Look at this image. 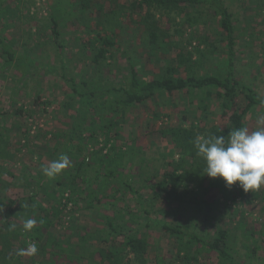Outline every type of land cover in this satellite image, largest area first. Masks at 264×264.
Returning a JSON list of instances; mask_svg holds the SVG:
<instances>
[{
    "label": "rangeland",
    "instance_id": "374dc122",
    "mask_svg": "<svg viewBox=\"0 0 264 264\" xmlns=\"http://www.w3.org/2000/svg\"><path fill=\"white\" fill-rule=\"evenodd\" d=\"M58 1L66 3L67 13L58 18L60 35L56 38L52 17ZM67 1L73 3L72 10ZM132 1L89 0L88 8L84 9L80 0H0V36L14 48L23 63L18 67H3L4 62L0 57V147L4 148L0 154H5L0 157V201L7 204L0 206V264H5L7 258L15 264H42L39 261L41 252L33 260L27 254L20 259L16 257L19 249L27 250L35 244L39 250L40 243L48 241V236H45L38 243L23 228L26 219L38 220L41 214L26 199L30 195L43 208L49 209L52 204L61 208L62 212L51 229L52 237L64 242L68 236L72 237V243L81 244L82 250L86 252L81 261L70 263L65 255L57 254V247H50L44 255L47 259L44 264H48L51 259L56 260V264H88L87 257L93 249L106 248L110 244L120 246L119 236H110L109 242L99 241L92 236L81 239L88 232L103 229L106 216L114 218L117 211L126 213L127 220L130 215L128 211L133 212L124 228L125 232L138 228V233L147 234L150 242L147 264H190L179 252L176 236L160 229V221L180 222L210 239L216 236L218 229H228L231 235L229 244L237 250L234 252L239 263L264 264V186L245 192L236 182L226 191L225 181L221 178V187L209 188L206 192V198L219 200L209 213L205 208L198 211L196 203L188 201L191 192L186 195L187 201L181 204L176 201L166 208L160 200H154V189L144 186L147 177L152 181L162 180L168 163L180 158L179 150L172 140L164 137L161 131L180 123L189 126L191 121L199 120L202 113L198 109V96L192 98L186 90L172 93L163 91L142 104L129 107L125 114L112 112L117 123L106 143L100 120L101 116H107L106 113L103 110L87 111V105L80 103L69 82L59 75L58 71L64 66L69 77L91 81H126L130 76L131 59L141 80L161 78L167 66L178 63L176 59L180 52L188 53L203 44L199 34H209L218 50L207 54L208 57L201 64H184L174 73L180 76L226 74L225 59L220 54L222 35L217 26L218 15L212 9L204 6L186 9L184 13H191L193 18L189 25L186 18L182 19L184 14L179 10L167 15L162 9L152 8L155 20L163 28H168L171 34L166 42L164 38L154 45L149 42L147 26L141 22L142 15L151 8L144 5L143 9L133 12L123 8ZM225 2L236 19L237 76L264 96V0ZM170 16L176 17L181 25L171 22ZM111 26H115L116 44L110 48L106 59L94 62L96 48L100 46L98 33L111 34ZM26 66L30 71L23 75ZM217 99L216 94H212L207 119L209 125L222 122ZM244 102L245 98L241 96L239 103ZM260 112H264V109L257 106L246 115L244 122L250 130H255L254 121ZM183 114L189 118L188 121ZM78 115H85L79 117L77 122L83 126L82 134L88 136V140L93 130L97 129L100 135L98 142H87V162L91 161V152L98 147L106 155L111 147L121 146L127 153L120 160L122 166L119 170L125 172L124 179L133 186V189H127L124 182L117 179L105 182L110 185V193L119 188L116 199L112 203L97 204L93 209L87 207L85 200L79 201L77 205L68 200L71 191L67 183L71 172L75 170L74 160L68 157L67 166L55 178L50 179L43 171L45 166L55 161L51 150L57 136L61 135V140L66 141ZM93 117L96 123H91ZM132 138L137 141L133 153L130 151ZM94 175L89 168L88 179L93 183ZM41 177L44 182L53 181L50 189L38 187ZM58 178L64 182L62 186L56 184ZM97 182L94 186H102L101 181ZM194 189L205 194L204 187L195 186ZM9 198L16 200L13 205L19 215L8 214ZM242 222L246 223L245 230L253 228L256 233L257 241L254 243L249 240L251 248L257 245V251H253L252 256L247 255L248 249L242 245L245 241L242 236L244 229L240 227ZM103 233L106 234V230ZM201 257L206 264H222L216 254L205 251ZM94 260L96 264L100 262L98 256Z\"/></svg>",
    "mask_w": 264,
    "mask_h": 264
},
{
    "label": "trees",
    "instance_id": "16d2710c",
    "mask_svg": "<svg viewBox=\"0 0 264 264\" xmlns=\"http://www.w3.org/2000/svg\"><path fill=\"white\" fill-rule=\"evenodd\" d=\"M69 3V9H73V3ZM83 8H88L89 0H80ZM64 1L56 2L55 13L52 17L53 32L57 38L60 35L58 30L59 22L58 18L67 13V7H65ZM144 5L148 6L149 9L145 15H142L141 22L147 26V35L151 44H157L160 39H166L171 35L168 28L160 26L158 20H155V13L152 8L164 10L165 14L171 15L172 11H181L183 18H186L191 25L193 18L191 13H184L186 9H196V6H204L213 10L215 15H218V29L222 35L220 48V54L224 56V63L227 67L225 75H201L196 76L194 74H187L186 76L176 75L180 67L184 64H201L208 57L207 54L213 53L218 50L217 46L213 44L212 38L209 34H199L200 42L203 44L194 47L188 53L180 52L176 61L178 63L167 66V70L163 77L152 78L143 81L139 77V72L129 59L130 76L126 81H113L110 79H98V80H84L78 79L77 77H69L65 72V68H61L58 73L59 75L71 86L73 92L78 95L81 104L87 105V111L97 112L103 110L107 116H101L102 122L101 129L102 134L106 136V143L110 140V132L113 130L114 125L117 121L112 112L118 114H125V110L129 107L136 106L146 102L148 99L156 96L158 93L167 91L172 93L176 90H186L190 92L191 97L198 96L199 104L198 109L201 111V117L199 120L191 121L189 126L182 123L178 125H172L161 131V134L165 137H169L177 150H179L180 158L172 160L168 163V168L163 174V178L160 181H152L150 177H147L144 184L145 187L154 189V200L161 201L164 207L170 208L176 201L181 204L185 201L186 195L191 192L192 196L188 201L194 202L197 205L198 211H202L203 208L207 212H211L219 200H212L206 198V192L209 188L221 187V178H210L204 173L206 168V161L197 155V149L194 141L198 135L204 136H224L227 139L230 130L246 127L244 119L246 115L254 108L261 107L264 109V96L258 94L251 86L241 81L236 73V62H237V27L236 19L233 12L227 6L225 0H134L129 5H124L123 8L133 11L143 9ZM68 9V10H69ZM114 21V18H113ZM170 21L177 23V26L181 25L178 23L176 17L170 16ZM115 26H111V34H99L98 41L100 46L96 48V53L93 58L94 62H99L101 59L107 58V53L110 48L114 47L115 41ZM178 31V30H177ZM203 45V46H202ZM205 45V46H204ZM61 47V46H60ZM216 48V49H215ZM195 55H199L198 58H194ZM0 57L4 64L3 67L15 66L18 67L23 65L21 57L17 56V52L14 48L8 44L2 36H0ZM30 68H24L23 75L28 74ZM175 72V73H174ZM216 94L217 100L220 102L219 110L220 116L222 117L221 123H214L209 125L207 119L209 118L210 102L212 100V94ZM245 98L243 104L239 103L240 97ZM183 117L188 121L186 114ZM85 115H78L72 125L70 136L66 141L61 140V135L57 136L55 146L51 152L55 161L61 159L63 156H67L74 160L75 170L71 172L72 176L67 183L71 191L69 201H73L75 205L79 201L85 200L87 207L93 209L97 204H103L113 201L116 199V191L110 193V185L105 182H111L113 179L121 180L124 182L127 189H133L130 182L124 179L125 172L119 170L122 166L120 160L123 159L124 154L127 152L123 151L121 146L111 147L106 155L102 154V148H96L92 153L90 162H87V156L85 154L87 150V142L93 141L98 142L99 131L93 130L88 136H84L83 126H79L78 118ZM91 123H96L94 117ZM100 126V125H99ZM80 133L77 134V130ZM91 129H95L91 127ZM66 134V133H65ZM136 139L132 138L130 141V151L134 152L136 148ZM107 145V144H106ZM1 146V144H0ZM4 152V148L0 147V153ZM5 155V154H3ZM0 154V157L3 156ZM1 159V158H0ZM95 173L94 182L88 179V169ZM1 169V168H0ZM104 169V171H103ZM71 170V169H70ZM7 172V170H6ZM93 178V177H92ZM101 181L102 186H94V184ZM103 181V182H102ZM208 182V184H206ZM53 181L44 182V178L41 177L38 180V187L43 189L45 186L50 189ZM64 182L58 178L56 181L57 185H63ZM207 185V186H205ZM195 186L198 188L204 187L205 194H201L200 191H195ZM226 191L229 187L226 186ZM227 194V192L225 193ZM26 199L32 202L40 211L38 220H36L35 226L29 231L30 236L36 239L40 243L45 236H48V241L44 244L40 243L41 249H37L35 255H28L33 260L34 256L42 253L39 261L44 264L47 260L44 255L48 253L50 247H57L59 255H65L70 263L81 261L86 256V252L82 250L81 244H73L71 238L66 242L58 240L52 237L51 229L55 226L57 218L60 216L62 210L57 204H52L49 209L43 208L37 202L33 195L28 196ZM8 214L13 216L14 214L19 215L15 212L14 205L16 200L9 198L8 200ZM141 203V201H140ZM142 204V203H141ZM66 204H64L65 206ZM0 206H7L3 201H0ZM24 207V206H23ZM26 209V207H24ZM145 209V206L142 205ZM129 209L127 208V211ZM150 213L148 210H144ZM27 218H29L28 211ZM129 219L132 218V214L128 211ZM178 213V211H177ZM115 217L106 216L105 225L103 229H96L94 232H88L85 236H81L84 240L86 236H92L99 241L109 242L110 236L121 237L120 246L110 244L108 247H97L88 254V264H96L94 257L98 256V264H147L148 261V248L150 242L147 234L138 233V228H133L127 232L124 228L127 225V219H125L126 213L116 212ZM160 229L169 232L176 236L178 250L183 253L182 257L185 261L190 264H206L205 259H202L201 255L206 251L207 253H213L218 255L222 260V264H241L235 256L236 249L229 244L231 238L230 231L228 229L220 228L217 230V234L213 239L208 238L206 235L200 234L197 231L189 229L187 226L180 222L171 221H160ZM148 225V224H147ZM246 223L240 225L243 232V238L245 241L242 245L248 249L247 255L252 256V252L257 251V245L251 248L249 240L256 242L255 230L250 228L246 229ZM106 230V234L103 233ZM32 232V233H31ZM66 245L67 247H65ZM234 249V250H233ZM19 249L16 252V257L21 258L19 255ZM56 254V255H57ZM209 255V254H208ZM5 264H15L7 258ZM21 264V262L17 263ZM48 264H56V260H50Z\"/></svg>",
    "mask_w": 264,
    "mask_h": 264
},
{
    "label": "clouds",
    "instance_id": "9594fccd",
    "mask_svg": "<svg viewBox=\"0 0 264 264\" xmlns=\"http://www.w3.org/2000/svg\"><path fill=\"white\" fill-rule=\"evenodd\" d=\"M255 130L248 127L230 130L227 139L224 136L198 135L194 144L197 155L206 161L204 173L210 178H222L226 186L239 182L245 192L264 186V112L257 114ZM68 164L63 156L45 166L44 174L55 178ZM36 224L34 219H26L23 228L30 231ZM35 244L27 250L21 249L19 255H35Z\"/></svg>",
    "mask_w": 264,
    "mask_h": 264
}]
</instances>
